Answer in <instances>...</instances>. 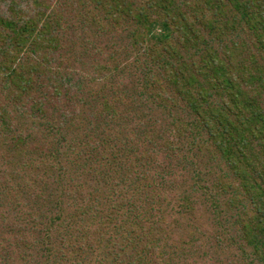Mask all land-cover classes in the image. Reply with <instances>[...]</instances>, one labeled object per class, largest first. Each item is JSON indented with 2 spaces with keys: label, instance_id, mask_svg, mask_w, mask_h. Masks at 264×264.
<instances>
[{
  "label": "trees",
  "instance_id": "1",
  "mask_svg": "<svg viewBox=\"0 0 264 264\" xmlns=\"http://www.w3.org/2000/svg\"><path fill=\"white\" fill-rule=\"evenodd\" d=\"M62 3L66 27L89 34L77 52L102 42L96 24L125 19L130 56L104 45L102 78L63 76L66 63L48 57ZM49 89L64 100L60 114ZM176 91L194 120L174 117L177 139L159 148L154 128ZM262 100L264 0H0V264H192L198 207L221 218L219 237L238 251L232 264H264ZM37 125L52 137L44 154L33 150ZM161 151L212 183L206 201L192 187L166 203L173 176ZM168 211L187 215L179 244Z\"/></svg>",
  "mask_w": 264,
  "mask_h": 264
},
{
  "label": "rangeland",
  "instance_id": "2",
  "mask_svg": "<svg viewBox=\"0 0 264 264\" xmlns=\"http://www.w3.org/2000/svg\"><path fill=\"white\" fill-rule=\"evenodd\" d=\"M67 6H68L67 3L56 5L57 9L62 8L60 13L61 15H63L62 16L63 22L60 25V27L57 26V29L54 32V38L56 39H53V43H52L53 50L48 53V57L50 58L51 62H54L56 61V59L61 58L64 61V63H66L63 66L64 68L63 76H69V77H71L72 75L78 76V78L82 81H84L85 78H91V76H96V77L99 76L102 78L105 74L104 65H107L109 62L108 61L109 58L107 57L109 51L104 50V45L113 48L115 50L113 54H116V53L120 54L124 52L125 55L129 53L126 58L130 56V54L132 53L134 42L129 40V37L125 39V37L120 36V34L132 31V29L134 28V25L132 22H130L129 20H125V19H124L125 21L121 19L120 23L118 25H115L117 27H111V29L108 25H106L104 21H102L99 25L96 24L95 28H91L93 31L92 34L99 32L102 36V42L101 43L96 42V46L90 49L91 53L77 52L73 47L74 43L79 38H81L83 35L87 36L89 34H87L88 31L83 30L81 28H78L76 30V34H73L72 29L66 27V26H69V24L73 25V23L68 19L66 15V11L70 8ZM77 18H78L77 16H74L73 19L71 20H76ZM87 22L88 21L83 22V24L85 25V23ZM122 23H123V26H122ZM199 28L201 27L199 26ZM176 35L180 36L181 34L180 32H178L176 33ZM98 45L102 47V48L99 47L100 49L104 50L103 53H100L97 47ZM196 53L197 52L193 54L189 53L188 58H190V56L192 55L195 57ZM20 58L22 59V56ZM130 63H131V59H125L124 67L129 66ZM122 69H125V68H122ZM65 78H68V77H65ZM123 79L128 82L130 81V78L126 75L123 76ZM44 95L46 96L47 101H49L53 106L59 108L56 114L62 113L61 110L67 108V107L62 106L64 103V100H57V98H59L60 95H57L56 91H54L53 89L47 90L46 92H44ZM168 95L171 96L172 98V106L173 107L176 106V107L173 108L172 114L170 117H167V119H164L163 122L160 125H158V127L156 125V128H154L155 130H157V132L155 131V133H156L157 141L159 142V145H160L159 148L164 145L163 142L165 139L167 138L177 139V136H175L176 134L175 129H177L176 128L177 125H174L175 124L174 117L178 118L180 116V117L186 118V120L188 121L194 120V116L192 118L188 117L190 108H187L188 104L184 101V99L182 98V96L179 94L178 91H176V93H172V92L166 93V99L168 98ZM25 101L27 100L25 99ZM261 105L264 107L263 100L261 102ZM80 109L81 107L78 108V111ZM64 111L67 113L66 110ZM13 114L14 113H12L11 115L13 116ZM69 116L71 117L72 115H69ZM25 124L32 128L31 122H26ZM36 124L38 123L36 122ZM181 126L183 127V125ZM36 128L37 129H36L35 135H32L33 150L35 153L38 151V153L44 154L47 152V148L49 144L51 143L52 137L44 139L42 137L43 132L42 133L40 132V131H43V127L37 125ZM163 131L167 132V134H164ZM30 133L32 132L30 131ZM148 137H150V135ZM159 137L162 139H158ZM5 150L6 148H3L0 143V165L5 164V162L1 158ZM142 153L144 154L152 153L154 155L156 154V150L145 146L144 152ZM165 156L167 155L163 151H161V153L158 152L156 155L158 161L161 162V165L163 164L165 160L164 163L170 167V172L172 173L171 176H173V179H170L171 181H169V189L167 190V194L164 199L166 203L168 199L170 200V203L173 205L178 203L181 200V198L184 196V193H186L189 190L192 191L193 189L192 187L196 188L195 191L193 192L194 196H192V198L196 199L198 202L202 200L206 201L208 196L205 193L204 186L207 185L209 187L211 186L212 183L211 182L205 183L206 177H204L203 181H201L199 178H196V176L194 178V173L193 172L189 173L190 167L181 168L180 165L178 164V161H174L173 159H169V158L165 159ZM36 159L38 160L39 158H36ZM3 166H6V165H3ZM3 166H0V172L2 171ZM171 167L173 169H171ZM180 168L182 171L180 170ZM154 171L155 170L152 171L150 175V179L148 181H151V177L154 174ZM195 182L197 184L200 183V185L197 186ZM40 189H41V186H40ZM86 192L87 190L84 193ZM167 209H168L167 206L161 204L160 210L161 211L164 210L165 215L167 214ZM203 209H204L203 207H201V209L198 207L196 212L193 213L196 219L195 225L197 227L198 234L196 236L197 257L194 258V260H192L191 263L192 264H232L234 263L235 256L238 253V251L236 250V247L232 246L231 248H229L230 240L224 241L222 240L221 237H219V233H221V231L218 226H219V223L221 222V218L218 217L217 215H214L213 213L206 212V215H205V212H203L205 211V209L204 210ZM175 215L176 214L174 212L170 213L168 211V216H169L168 220L170 224H172L173 217ZM176 216L179 220L176 223L174 222L176 227L173 228V224H172V228L174 232L176 233V237L174 236V241L177 240V243L179 244L180 241H182V237L185 236V234H187L188 232H190V230H187L188 228L184 226V223H186L187 215H183V216L176 215ZM200 217H202L203 220H200V222H198V219ZM194 231H195V228L192 230V232ZM208 251L210 255L205 257ZM230 258H232V262H229Z\"/></svg>",
  "mask_w": 264,
  "mask_h": 264
}]
</instances>
